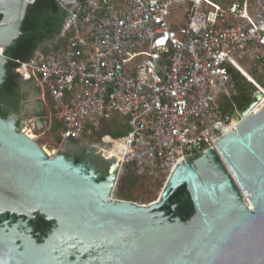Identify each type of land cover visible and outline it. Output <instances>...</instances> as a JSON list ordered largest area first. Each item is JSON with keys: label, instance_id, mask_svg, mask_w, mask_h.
<instances>
[{"label": "water", "instance_id": "95a60500", "mask_svg": "<svg viewBox=\"0 0 264 264\" xmlns=\"http://www.w3.org/2000/svg\"><path fill=\"white\" fill-rule=\"evenodd\" d=\"M35 1L0 0V88L9 63L19 81L17 124L0 117V264H264V106L253 113L262 95L231 115L235 127L213 150L181 161L158 202L114 200L120 155L101 168V153L84 148L74 163L20 133L21 81L33 78L5 53ZM182 187L192 211L175 216L164 209L176 210ZM38 218L48 230L36 238Z\"/></svg>", "mask_w": 264, "mask_h": 264}, {"label": "built area", "instance_id": "2783aa9c", "mask_svg": "<svg viewBox=\"0 0 264 264\" xmlns=\"http://www.w3.org/2000/svg\"><path fill=\"white\" fill-rule=\"evenodd\" d=\"M57 4L65 19L53 42L67 48H50L45 57L37 53L27 64L7 61L30 69L33 80L22 84L48 94L63 142L96 148L107 167L120 155L122 168L133 166L137 175L160 180L161 192L181 161L186 166L184 158L193 162L213 150L236 125L216 105L218 96L229 100L234 89L227 68L243 71L232 55L251 54L255 72L264 66V0ZM250 83L262 95L255 114L264 106V90ZM114 115L126 119L128 133L88 144L85 137Z\"/></svg>", "mask_w": 264, "mask_h": 264}, {"label": "trees", "instance_id": "16d2710c", "mask_svg": "<svg viewBox=\"0 0 264 264\" xmlns=\"http://www.w3.org/2000/svg\"><path fill=\"white\" fill-rule=\"evenodd\" d=\"M57 1L59 0H36L34 2L27 15L22 20L18 39L13 42V44L5 53L7 59L26 61L32 57L33 52L35 51L38 44L44 41H53L55 39L65 17V12L60 9ZM240 1L241 0H238V2ZM232 2L234 1L225 0V4H230ZM66 48L67 44L65 42L52 46V49L55 53L58 52L59 49ZM49 53L50 52L48 50L42 52L44 57ZM12 70L13 64L9 63L6 67V78L0 88V117L7 123L15 125L17 124L18 116V84L17 77L13 74ZM227 72L234 85V89L229 100H227L224 96H218L216 105L222 114L231 116L233 114L234 108L238 112H241L245 110L252 102H254L256 89L234 68L228 67ZM259 72L264 73V66L260 67ZM246 74L264 90V88L254 78H252L248 73ZM45 96L49 105L52 106L47 93H45ZM230 100L232 102H229ZM52 114L53 119L49 134L53 136L54 143L57 145L61 141L60 133L63 129L60 123L57 121L55 115L56 113H54L53 110ZM115 116L116 115L112 116L109 120H101L99 123V129L91 136L85 137L87 142L90 144H96L100 142L101 138L105 136L111 138H120L125 136L129 131L127 121L121 117L125 122L120 123V120L115 119ZM43 120L47 123L49 122L46 116H43ZM69 143L71 145H77L79 142L69 141ZM124 170L125 173L118 183L119 201L133 204L139 202V205L142 206H147L155 202L157 193L160 191L162 186L161 182L150 183V178L137 175L133 166H125ZM179 194H185V189L183 187L177 190V192L171 197V200L176 198V196ZM188 210L192 211L189 198L184 202V204H182L179 213L180 215H187ZM37 222L42 223L43 225L42 230H39L38 228L36 229V232L34 233L35 235H38V233L42 234L48 230V224H46L43 219L38 218ZM36 227H38V225H36Z\"/></svg>", "mask_w": 264, "mask_h": 264}, {"label": "rangeland", "instance_id": "374dc122", "mask_svg": "<svg viewBox=\"0 0 264 264\" xmlns=\"http://www.w3.org/2000/svg\"><path fill=\"white\" fill-rule=\"evenodd\" d=\"M238 1V0H229ZM187 12L182 14L183 20L186 18ZM182 22L180 23V26ZM54 45L53 41H44L42 46L34 51V55L37 53H42L44 51H49ZM232 60L242 68L246 73H248L252 78H254L263 88H264V73L254 72L253 70V56L249 53H235L232 55ZM38 88V89H37ZM51 105H49L45 94L40 91L39 87L28 86L21 83L20 89V105H19V121L23 128L20 133L25 135H32L33 142L36 143L42 149H45L51 156H61L62 158L76 163L79 154L85 148V142L80 145H71L70 143L63 142L62 139L59 144H55L53 136L49 134L51 123L53 119L52 110L55 113L54 103L49 99ZM229 102H232L231 100ZM232 104V103H231ZM56 115V114H55ZM43 116H46L49 120L47 123L43 120ZM57 119V117H56ZM115 119H119L120 123H124V119L120 116H115ZM58 121V120H57ZM27 131V132H26ZM88 144H90L88 142ZM91 145V144H90ZM105 156L111 157V153H105ZM101 168H106L107 164L104 163L103 159L98 157ZM125 167L123 168V170ZM125 173V170L123 174ZM121 175V177L123 176ZM121 179V178H120ZM150 183H160V180H155V178L149 179ZM162 185V182H161ZM149 188V187H147ZM162 189V186H161ZM157 193V197L161 192ZM112 199L119 201L118 198V186L112 192ZM157 199V198H156ZM139 205V202H136Z\"/></svg>", "mask_w": 264, "mask_h": 264}, {"label": "flooded vegetation", "instance_id": "af4514ba", "mask_svg": "<svg viewBox=\"0 0 264 264\" xmlns=\"http://www.w3.org/2000/svg\"><path fill=\"white\" fill-rule=\"evenodd\" d=\"M17 81H18V80H17ZM18 82H19V81H18ZM176 192H177V191H176ZM176 192H175V193H176ZM175 193H174V194H175ZM184 195H185V194H179V195L176 196V198H173V199H172V201H174V202H172L173 204L170 205V207H175V206H176V210H175V211H172V209L169 208V207H166L164 210L169 211L170 214L175 215V216L180 215V213H179L180 207H181L182 204H184V202L187 200V199L184 197ZM190 212H191V210H188V214H189ZM188 214H187V215H188ZM13 216H14V215H10V216H9V214H8L4 220H5V221H6V220H9V217L14 218L15 216H14V217H13ZM19 218H21V217H19ZM22 219H25V218H22ZM15 220H20V219H18L17 217H15ZM0 223H1V222H0ZM46 224H47V223H46ZM36 225H38V227H36ZM42 225H43L42 223H38V222H37V223H34V226H35L34 228H35V229L38 228L39 230H42ZM44 233H45V232H44ZM44 233H42V234H41V233H38L37 236H38V237H43ZM35 236H36V235H35ZM37 236H36V238H37Z\"/></svg>", "mask_w": 264, "mask_h": 264}, {"label": "bare ground", "instance_id": "6f19581e", "mask_svg": "<svg viewBox=\"0 0 264 264\" xmlns=\"http://www.w3.org/2000/svg\"><path fill=\"white\" fill-rule=\"evenodd\" d=\"M242 76L244 77V78H246L249 82H252V79L244 72V71H242ZM263 102H264V99H263ZM235 126V125H234ZM234 126H232V128L231 129H233L234 128ZM27 132V131H26ZM26 137L29 139V140H32L33 141V136L32 135H26ZM43 152L46 154V156H48V157H50L51 155L45 150V149H43Z\"/></svg>", "mask_w": 264, "mask_h": 264}]
</instances>
